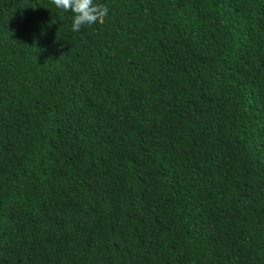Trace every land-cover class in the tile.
Instances as JSON below:
<instances>
[{"label":"trees","instance_id":"1","mask_svg":"<svg viewBox=\"0 0 264 264\" xmlns=\"http://www.w3.org/2000/svg\"><path fill=\"white\" fill-rule=\"evenodd\" d=\"M0 0V264H264V0Z\"/></svg>","mask_w":264,"mask_h":264},{"label":"clouds","instance_id":"2","mask_svg":"<svg viewBox=\"0 0 264 264\" xmlns=\"http://www.w3.org/2000/svg\"><path fill=\"white\" fill-rule=\"evenodd\" d=\"M57 9L71 12L73 15L71 30L78 32L83 26H92L103 23L109 14L106 4L94 2V0H51Z\"/></svg>","mask_w":264,"mask_h":264}]
</instances>
